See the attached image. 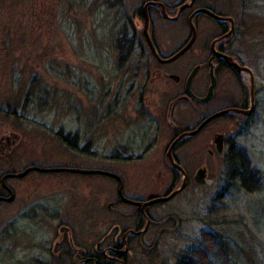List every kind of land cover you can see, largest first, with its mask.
Instances as JSON below:
<instances>
[{"label":"flooded vegetation","instance_id":"1","mask_svg":"<svg viewBox=\"0 0 264 264\" xmlns=\"http://www.w3.org/2000/svg\"><path fill=\"white\" fill-rule=\"evenodd\" d=\"M96 2L98 5L108 7L106 10L110 22L107 24V33L111 37H114L112 34L117 36V39L112 38L111 51L114 49V52L120 55L119 62H112L106 74L109 88L108 93L103 96L106 100L102 99L107 101L105 106L96 105L93 120L84 127L83 112L76 107L77 101L70 103L71 100H64V106L67 108L64 118H69L73 128L68 133H63L64 135L61 133V143L66 150L64 157L55 160V163L59 161L56 164L27 161L26 164H18L15 169L9 171L2 172L0 169V213L2 212L0 241L11 240L12 251H16L15 254L18 257L22 256L28 264H130L136 257L143 258L149 250L151 237L152 246L160 232L156 244L173 230V224L168 225L169 222H173V218L159 217L153 208L168 203L176 195L164 203L147 206H144V203L170 195L180 186L178 182L182 181V177L176 170L177 174L171 171V185L160 196L148 195L143 198L135 187L124 192V176L97 166L96 148L100 140H106L107 148L110 150L107 160L111 165L141 160L145 150L155 144L156 134L164 126L159 104V98L164 97L168 102L165 122L172 135L165 156L172 168L167 158L168 149L181 133L196 130L206 119L218 113L232 109L245 111L250 108V98L248 101L243 92L244 73L235 67V65L246 67L242 64L235 47L239 32L234 18L224 15L222 11L227 9L226 0H96ZM182 6L184 7L179 10ZM200 9L208 10L220 18H230L232 24L228 21L214 20L206 14L194 13ZM191 16L195 39L184 54L191 51L192 58L201 59L202 63L194 65L191 69L192 71L198 67L190 84V91L197 99L204 98L211 84L212 73L215 87L212 98L206 103L186 98L184 93L186 79L180 93V78L171 68H167L176 60L170 63L159 62L148 45L143 27L144 18L147 17L146 34L157 57L165 60L177 53L190 40L192 32L188 21ZM202 17L213 22L214 29L211 35L210 28L204 26L205 24H197ZM157 23H169L175 32L187 31L186 39L169 55L161 53V47L155 40ZM114 28H119L117 33ZM198 37L200 42L197 41ZM89 65L92 70L91 81L97 82L99 67L95 63ZM200 72H203L205 79L196 81ZM230 76L233 80L228 83L226 78ZM163 81L169 83L171 87L168 88L169 91L161 94ZM95 99L97 102L99 97ZM178 102L191 103L199 109L200 118L191 128L184 127L179 130L171 121V113ZM254 111L255 92L253 111L249 115L242 116L228 111L212 118L194 136L184 137L174 145L170 152L172 159L179 165L178 156L182 154L179 152V146L186 141L197 139L209 125L220 121L219 131L214 132L209 138L212 150L208 149L207 154L210 158L224 161L227 168H230V165L238 166L240 168L237 172H244L246 158L239 153L241 147L236 144V138L251 126ZM116 113L123 116L127 114L123 117L122 123L126 124V128L111 125L116 120ZM69 114L72 115L68 117ZM227 130H230L232 135L227 136ZM13 147L10 148L9 142L0 141V155L3 154L1 151L9 154ZM88 148L90 153H87ZM247 166L246 171H253L248 164ZM32 167L88 172L102 170L114 174L121 182L96 174L36 171H30L22 177L13 176L3 180L6 175H18ZM182 170L186 183L184 190L188 185L205 186L197 182L206 180L213 184V180L208 177V169L204 166L197 168L193 175L185 168ZM99 177L111 180L109 190L102 187ZM237 179L243 189L249 191L253 187L245 184L244 180L247 177L244 180L241 177ZM229 180L230 178L227 181L222 180L223 190L231 184L232 180ZM250 182L252 183L251 180Z\"/></svg>","mask_w":264,"mask_h":264},{"label":"rangeland","instance_id":"2","mask_svg":"<svg viewBox=\"0 0 264 264\" xmlns=\"http://www.w3.org/2000/svg\"><path fill=\"white\" fill-rule=\"evenodd\" d=\"M225 5L231 14L254 19L253 25L264 24V0H226ZM107 8L98 5L96 0H0V141L9 142L10 148L15 146L9 154L1 151L2 172L27 161L53 164L64 157L66 150L61 136L73 129L69 118H64L67 110L64 100L77 101L76 107L83 112L84 127L93 120L96 105L105 106L107 101L102 99L106 100L103 96L109 88L106 74L112 62H119L120 56L114 49L111 51L112 38L117 39V36L107 33L110 22ZM200 20L197 24H205L211 35L213 22L203 17ZM118 29L114 28L115 33ZM156 32L155 40L163 55L174 52L187 37L186 30L175 32L169 23H157ZM247 33H239L235 47L242 64L252 73L255 111L251 126L238 135L236 144L255 173L250 175L246 171L244 180L253 187L247 191L239 186L238 179H233L223 190L222 180L230 178V168L224 161L207 154L208 149L212 150L209 138L219 131L220 121L209 125L197 139L179 146L182 154L178 156V163L190 175L197 168L206 167L213 184L188 185L168 203L154 207L159 217L173 218L168 224H173V230L155 246H151V237L145 256L134 258L130 264H171L179 252L194 247L199 242L197 238L207 230L227 237L230 246L226 252L230 257L235 249L239 253L242 249L255 252L263 249L264 254V27ZM197 41L200 42L199 37ZM90 63L99 67L97 82L91 81ZM198 63H202L201 59L192 58L189 51L167 67L180 78V93L183 82ZM204 76L200 72L195 80H204ZM231 77L226 78L228 83L233 80ZM242 81L249 101L250 83L246 74ZM166 84L163 81L161 94L169 91L171 85ZM96 97H99L97 102ZM159 99L164 126L141 160L111 165L107 160L110 150L106 140H100L96 148L98 168L121 174L125 179L124 192L135 187L143 198L160 196L171 185V167L165 156L172 136L165 122L168 102L164 97ZM198 110L191 103L178 102L171 121L179 130L191 128L200 118ZM116 115L111 125L126 128L122 123L127 114ZM230 130L226 131L227 136L232 135ZM87 153H90L89 148ZM256 175L261 177L260 181L258 177L255 179ZM99 182L105 190L112 184L104 177H99ZM11 245V240L0 241V264H28L12 251Z\"/></svg>","mask_w":264,"mask_h":264},{"label":"trees","instance_id":"3","mask_svg":"<svg viewBox=\"0 0 264 264\" xmlns=\"http://www.w3.org/2000/svg\"><path fill=\"white\" fill-rule=\"evenodd\" d=\"M224 15H229L234 18L236 29L242 35H247V32H257L259 28L264 27V24L259 25L257 22L253 25L255 22L254 19L251 17H247V19L245 16L240 18L238 13L231 14V12L226 11L224 12ZM243 158L246 157L243 156ZM244 164L245 170L242 173L237 172L240 167L230 165V180L239 177H241L242 180L246 178V168L248 166L246 161ZM171 171L173 174H177L173 168H171ZM247 172L250 175H255L252 171ZM257 177L260 181L261 177L256 175V179ZM225 237L226 236L220 232L207 230L203 235L201 233L200 237L197 238L199 242L194 247H189L187 250L179 252L171 264H264V254H262L263 249L261 252H255L253 249H242L240 253L235 249V252L232 254L233 257H230L226 252L229 250L230 245L228 239H226L227 237Z\"/></svg>","mask_w":264,"mask_h":264},{"label":"water","instance_id":"4","mask_svg":"<svg viewBox=\"0 0 264 264\" xmlns=\"http://www.w3.org/2000/svg\"><path fill=\"white\" fill-rule=\"evenodd\" d=\"M184 6L180 7L179 10H181ZM195 14L197 13H202V14H206L208 16H210L211 18H213L214 20H221V21H228L230 24H232V20L230 18H220V17H217L215 15H213L212 13H210L208 10H205V9H200V10H197L194 12ZM192 16L191 18L189 19L188 21V24H189V27L191 29V37H190V40L188 41V43L182 48L180 49L177 53H175L173 56H171L170 58L168 59H165V60H160L157 55H156V52L148 38V35L146 34V30H147V25H148V21H147V17L144 18V22H143V27H144V32H145V37L147 39V42H148V45L152 51V53L155 55V57L158 59L159 62H162V63H170V62H173L175 61L177 58H179L180 56H182L190 47L191 45L193 44L194 42V39H195V30H194V26L192 24ZM235 67H237V69L241 72H243L244 74L247 75L248 79H249V98H250V108L248 110H245V111H242V110H236V109H232V110H228L230 112H234V113H237V114H240L242 116H247L249 115L252 111H253V107H254V90H253V85H252V82H253V79H252V73L250 71L249 68L247 67H238L235 65ZM198 70V67H195L191 72L190 74L188 75V77L186 78V81H185V90H184V93H185V96L186 98H190L192 99L193 101H196L198 103H206V102H209L210 99L212 98V91L215 87V79L214 77L212 76V73H210V81H211V84H210V87L208 89V92L206 94V96L204 98H201V99H197L196 97L193 96V94L191 93L190 91V84L194 78V76L196 75V72ZM228 111H224V112H221V113H218L216 115H213L212 117H209L208 119H206L196 130L194 131H187V132H184V133H181L175 140L174 142L170 145L169 149H168V153H167V158L172 166V168L174 170H176L177 172L180 173L181 177H182V181H181V184L180 186L175 189L170 195L166 196V197H160V198H156V199H153L149 202H146L144 203V206H147V205H151V204H156V203H164L168 200H170L171 198H173L175 195H177L178 193H180L181 191L184 190L185 188V174L182 170V168L176 164L174 162V160L172 159L171 157V150L172 148L174 147V145H176L182 138L184 137H191V136H194L203 126H205L212 118L220 115V114H224L225 112H228ZM30 171H36V172H40V173H57V172H71V173H80V174H96V175H102V176H105V177H109V178H113L115 179L116 181L118 182H121L120 181V178H118L117 176H115L114 174L110 173V172H107V171H102V170H95V171H92V172H88V171H81V170H68V169H61V168H51V169H42V168H38V167H32V168H29L27 170H25L24 172L18 174V175H6L3 177V180L7 177H13V176H17V177H22L23 175L27 174L28 172ZM2 180V181H3ZM197 184H200V185H210L211 184V181L210 180H206V181H203V182H197ZM120 190H121V187H120ZM161 233V232H160ZM159 233V234H160ZM158 234V236H159ZM158 236L156 237L155 239V242H154V245H156L157 243V238Z\"/></svg>","mask_w":264,"mask_h":264}]
</instances>
